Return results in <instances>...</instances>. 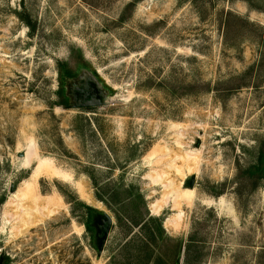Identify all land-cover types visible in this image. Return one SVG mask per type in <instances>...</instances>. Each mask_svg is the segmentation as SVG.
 <instances>
[{"label": "rangeland", "instance_id": "rangeland-1", "mask_svg": "<svg viewBox=\"0 0 264 264\" xmlns=\"http://www.w3.org/2000/svg\"><path fill=\"white\" fill-rule=\"evenodd\" d=\"M258 257L264 0H0V264Z\"/></svg>", "mask_w": 264, "mask_h": 264}, {"label": "bare ground", "instance_id": "bare-ground-1", "mask_svg": "<svg viewBox=\"0 0 264 264\" xmlns=\"http://www.w3.org/2000/svg\"><path fill=\"white\" fill-rule=\"evenodd\" d=\"M37 167V165L34 167V169ZM188 170H190L188 168ZM154 182H156V180H152ZM158 181V180H157ZM160 181V180H159ZM77 191H78V194L82 197H86V192H85V187L83 186V184L81 185H78L76 187ZM13 193V191H12ZM171 195L173 196V202L172 204H174L173 206L175 208H177L181 202H185V203H189L190 202V193L187 192V191H180L178 187L174 186L173 189L171 190ZM158 206H155V205H151L150 206V209L153 213H156L158 211Z\"/></svg>", "mask_w": 264, "mask_h": 264}, {"label": "water", "instance_id": "water-1", "mask_svg": "<svg viewBox=\"0 0 264 264\" xmlns=\"http://www.w3.org/2000/svg\"><path fill=\"white\" fill-rule=\"evenodd\" d=\"M36 166V163L34 164L33 167ZM30 172H28V176H29ZM191 183H192V178H190V186H191ZM13 189H11L12 191ZM15 190V189H14ZM111 224V220L109 217L105 216L104 217V226H103V230L100 234V237H99V241H98V245H97V252L99 253L101 251V248L104 244V241L106 239V236H107V233H108V229H109V226Z\"/></svg>", "mask_w": 264, "mask_h": 264}, {"label": "trees", "instance_id": "trees-1", "mask_svg": "<svg viewBox=\"0 0 264 264\" xmlns=\"http://www.w3.org/2000/svg\"><path fill=\"white\" fill-rule=\"evenodd\" d=\"M87 209L89 210V214H88L89 215V222L86 223V225L88 227H91L92 224L95 222V221L92 222L93 221L92 217L98 219V221H100L101 219L104 220L105 215L103 213L97 212V211H95L89 207H87ZM98 221H97V223H98ZM187 251H188V249H187ZM262 263H263V257H258L256 260V264H262Z\"/></svg>", "mask_w": 264, "mask_h": 264}, {"label": "flooded vegetation", "instance_id": "flooded-vegetation-1", "mask_svg": "<svg viewBox=\"0 0 264 264\" xmlns=\"http://www.w3.org/2000/svg\"><path fill=\"white\" fill-rule=\"evenodd\" d=\"M83 102H84L83 103L84 105H93V104L97 103V101L94 99V97H89V98L85 99Z\"/></svg>", "mask_w": 264, "mask_h": 264}]
</instances>
